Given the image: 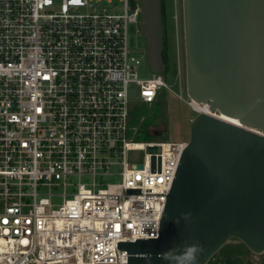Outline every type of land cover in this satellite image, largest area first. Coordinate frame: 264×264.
Returning a JSON list of instances; mask_svg holds the SVG:
<instances>
[{
  "label": "built area",
  "instance_id": "1",
  "mask_svg": "<svg viewBox=\"0 0 264 264\" xmlns=\"http://www.w3.org/2000/svg\"><path fill=\"white\" fill-rule=\"evenodd\" d=\"M140 5L0 0V264H127L119 242L158 238L187 142L128 139L129 92L152 105L169 89L128 47Z\"/></svg>",
  "mask_w": 264,
  "mask_h": 264
},
{
  "label": "water",
  "instance_id": "2",
  "mask_svg": "<svg viewBox=\"0 0 264 264\" xmlns=\"http://www.w3.org/2000/svg\"><path fill=\"white\" fill-rule=\"evenodd\" d=\"M181 2L187 95L220 117L191 120L159 236L119 242L127 264H208L232 240L264 255V0ZM140 3L137 52L165 76L162 0Z\"/></svg>",
  "mask_w": 264,
  "mask_h": 264
},
{
  "label": "rangeland",
  "instance_id": "3",
  "mask_svg": "<svg viewBox=\"0 0 264 264\" xmlns=\"http://www.w3.org/2000/svg\"><path fill=\"white\" fill-rule=\"evenodd\" d=\"M180 2V22L178 32V49L176 45L175 29L173 27V0H162L163 6V40L166 45V74L165 80L169 89L159 93L158 99L152 105L140 101L136 91L129 92V129L128 139L132 142H188L190 137V122L196 114L187 106L190 100L185 82V54L182 19V2ZM139 27L128 26V47L133 51L145 48L142 32H136ZM139 59L137 73L141 78H150L153 72L148 65L145 55L136 53ZM143 151L129 154L132 159L140 160ZM86 178H81L83 182ZM119 178L105 179V182H116ZM70 183H78L76 177L68 179ZM233 257L238 264H264V255H255L248 251L241 243L232 240L226 244L212 259L221 260Z\"/></svg>",
  "mask_w": 264,
  "mask_h": 264
},
{
  "label": "trees",
  "instance_id": "4",
  "mask_svg": "<svg viewBox=\"0 0 264 264\" xmlns=\"http://www.w3.org/2000/svg\"><path fill=\"white\" fill-rule=\"evenodd\" d=\"M162 16H163V6H162ZM163 59H164V64H165V69H166V45L164 43L163 40ZM238 262H240L239 260L233 258V257H225V259H221V260H214L213 259L211 261H209L208 264H238Z\"/></svg>",
  "mask_w": 264,
  "mask_h": 264
},
{
  "label": "bare ground",
  "instance_id": "5",
  "mask_svg": "<svg viewBox=\"0 0 264 264\" xmlns=\"http://www.w3.org/2000/svg\"><path fill=\"white\" fill-rule=\"evenodd\" d=\"M193 107H194V110H196L197 112L204 113V114L211 115V116H215L217 118L220 117L218 114H215L212 111H210L208 109V106H206V105L202 106V105H199V104L193 102ZM220 119L227 120L225 117H221Z\"/></svg>",
  "mask_w": 264,
  "mask_h": 264
},
{
  "label": "flooded vegetation",
  "instance_id": "6",
  "mask_svg": "<svg viewBox=\"0 0 264 264\" xmlns=\"http://www.w3.org/2000/svg\"><path fill=\"white\" fill-rule=\"evenodd\" d=\"M162 59H163V54H162ZM163 61H164V59H163Z\"/></svg>",
  "mask_w": 264,
  "mask_h": 264
}]
</instances>
